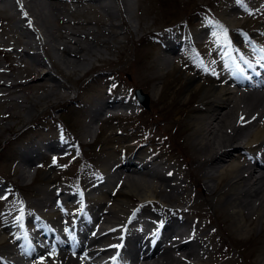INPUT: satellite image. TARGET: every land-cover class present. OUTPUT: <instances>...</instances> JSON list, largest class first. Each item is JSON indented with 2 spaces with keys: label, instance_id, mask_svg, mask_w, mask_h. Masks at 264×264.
<instances>
[{
  "label": "bare ground",
  "instance_id": "6f19581e",
  "mask_svg": "<svg viewBox=\"0 0 264 264\" xmlns=\"http://www.w3.org/2000/svg\"><path fill=\"white\" fill-rule=\"evenodd\" d=\"M113 3L115 6L110 2L107 3V0H0V21L8 25L5 26L0 22L3 24H0V35L2 34L0 54L6 56L10 62L6 69L0 66V97L9 95L8 101L17 100L20 103L17 105L26 111L20 120L22 117L24 120L29 119L41 101L56 95L48 92L52 91L54 86H62L51 72V68H44L53 66L58 68L60 63V66L69 67L74 72H86L87 68L89 66L91 68L94 63L91 58L98 56L99 53L94 42H110V39L102 38V40L97 37L89 41L88 38L93 33L91 29H87L85 34L73 31L74 33L69 35L67 25L73 22L60 15L63 9L66 6L71 7V4L81 10H89L91 14L97 11L103 12L109 19L107 28L116 26L114 19L121 15L122 10L124 14L127 13V17H124V20L121 19L120 23L132 26V19L129 17L132 15V1L113 0ZM88 4L91 6H87ZM235 8H227L223 16L224 20L233 26L242 14V11ZM137 27L135 26V30ZM190 35L192 38L198 37L197 32H192ZM262 35L261 42L254 45V49L243 59L246 66L244 68L248 71L251 69V65L247 66L249 59L264 53V30ZM10 37L14 40L11 41ZM3 42L8 43L7 46H3ZM177 43L179 42L172 36L164 41L162 52L156 57L153 78L166 74L168 68L174 67L176 59L170 55L176 51ZM50 51L54 53L50 55V60H47ZM15 58L21 60L27 58L29 65L21 62L22 68L12 66ZM143 67L140 70H144ZM130 68H133L132 65ZM189 71L184 76L186 80L184 82H190L189 88L185 98L180 102L182 109L178 111L177 119L172 124L177 129L187 131L186 134H182L185 136L186 155L183 154L185 162L183 163L179 158L177 160L184 170L191 171V166L196 164L199 177L195 178L196 185L193 189L189 190L181 182L180 177L176 176L181 167L177 162L174 166L168 164L169 167H165L162 159L157 160V157L151 159L152 156L149 153L145 154L141 160L129 158L123 161L120 158L113 159L105 156L101 170L99 169L97 174H101L106 179L110 188L109 196L113 194V198H110L111 201L106 199L102 204L92 201V198H90L92 202L82 196L81 199L83 211L89 212L93 216L92 220L99 224L98 227L91 225L94 228L92 232L100 229L102 224H106L107 230L95 238L88 237L87 250L83 252L84 247L78 248L83 252L81 255L73 250L69 251L68 243V245L59 244L61 246L58 248L50 249L53 243L49 244L47 241V244H42L41 249L30 254V258L45 254L50 259L55 257L56 264H96L93 256L122 253L129 248L123 243L120 247L97 245L99 240L103 239L121 240L127 215L132 216L131 206L141 202L145 207L152 208L150 220L153 224H157V227H160L167 235H179L180 238L173 240L165 249L157 248L150 252H141L138 249L140 247L136 245L129 249L134 258L131 263L120 259V256H114L110 260L112 264H204V262L216 264L215 256L219 255L223 248L228 252V248L232 246H227V237H231L239 247L246 244L253 245L254 242L258 244V247L262 244L261 248L255 246L249 254H255L254 264H264V166H257L253 162L255 156H264V93L245 91L243 87H239L241 82L238 79L232 80L234 84L231 85V78L227 74L217 77V80L212 83H205V78H211L208 73L206 77H195V74ZM239 71L244 75L247 74L243 68ZM23 74L29 78L36 76L37 81L41 80L36 87L45 88V93L39 96L37 94L16 96L15 93L22 91L30 81H23L20 78ZM47 81L52 82V85L46 86ZM12 94L14 96L11 97ZM57 95L62 97L65 94L57 93ZM195 96H197V104L193 107L192 102ZM108 99L109 97L106 100L99 98L89 104L88 120L83 127L87 133V135L84 134V138L94 135L96 128L92 124L98 122L104 110H114L124 106V101L121 99L119 101ZM3 116L0 115V119ZM158 120L160 121V119L152 121L155 129L166 134V130L160 127ZM10 127V125L5 126V129ZM32 146H24L18 151L20 163L17 165V171L22 180L26 177L24 175L30 172L26 170L27 164H31L38 157L36 151L41 148H54L52 142L35 146L38 149L30 150ZM235 152H237L236 155H234ZM245 153L250 160L244 159ZM171 169L174 171L168 174ZM160 172L164 173V176ZM57 188L37 187V196L28 203L25 211L26 222L30 218L33 222L36 214L35 217H39L41 221L68 226L67 231L79 233L76 236L79 239L81 233L86 230L87 223L81 218V209L76 213L65 214L66 216L49 210L58 202L57 196L56 199L54 198ZM195 188H200L202 194L206 196L200 202L197 199V204L192 202L197 197ZM71 191L73 192H70V196L75 197L76 189ZM87 192L95 191L89 188ZM74 200L80 201V199ZM157 201L159 204L153 206ZM205 203L210 205V208L219 216L222 234L211 228L214 217L205 216L204 210L199 207V204L204 206ZM25 226L30 227L29 223ZM31 231L35 236L34 229ZM8 233L9 224L5 223L0 227V264L5 263V259L15 264H35L26 263V259L17 256L15 245L10 242ZM185 233L188 235L181 239ZM28 236H31V233ZM253 236H255L254 239ZM220 260L222 259L219 258L216 261L217 264H222Z\"/></svg>",
  "mask_w": 264,
  "mask_h": 264
},
{
  "label": "rangeland",
  "instance_id": "374dc122",
  "mask_svg": "<svg viewBox=\"0 0 264 264\" xmlns=\"http://www.w3.org/2000/svg\"><path fill=\"white\" fill-rule=\"evenodd\" d=\"M131 1L132 15L129 17L132 19V26L120 23L121 19L124 20V17H127V13L124 14L122 10L120 11L121 15L114 19L116 26L107 28L106 24L109 22V19H107L108 16H105L103 12V14L98 11L97 13L91 14L89 10H81V8L73 7L71 4V7L66 6L65 8L63 7L64 9L62 8L63 13L60 15L68 21L73 22L67 25L69 35H72L74 32H83L85 34L87 29H91L93 33L89 36V41L97 37L98 39H110V42H94L96 48L99 49V53L98 56L91 58L94 60V63L91 68L90 66L87 68L88 70L86 72H74L69 67H65L63 65L60 66V63L58 64V68L54 66L44 68H51V72L55 78L62 83V86H54L52 91H48L49 93L56 95L47 98V100L41 101V104L36 106V109L34 112H32V115L29 117V119L24 120L22 117L20 120V117L25 115L26 111L21 109L20 105H17L20 104L17 100L13 102L8 101L9 95L0 97V115H4L3 118L0 119V150L3 149L0 151L1 187H5V184H8V182L13 184L15 182V184L21 189H17V191L20 194L26 196V200L32 201L33 198L37 196L35 192L36 188L38 186L46 187L47 185L45 183L49 180L54 182L51 178H54L59 184H65L74 178L78 173H81V171L82 174H84L85 171L88 170V164L90 162L101 163V161L104 159V156L113 159L118 157L119 148L124 146L120 141L124 140L125 142V139H128V135L123 137L122 133L121 135L118 134V131L121 129L122 131L128 133V128L131 124L124 125L121 120L116 122L114 119L101 121L100 118V122H95L92 124V126L96 129L98 125L97 132L93 135V137L88 139L90 141L95 138L94 142L88 143V145L81 147V150L76 148L75 154L78 155L75 156L76 159L71 157L60 159L56 163L57 167L59 166L60 168L58 170L54 167H49V164L51 163L49 160L45 159L43 165L37 169L36 175L33 177V173L35 172L33 162L31 163L33 164L31 166L32 169L27 173V175H24L26 177H24L22 180L18 178V171L16 169L20 162H14V159L12 160V158L10 160V156L6 157L5 152V150L9 149L10 147L13 148V145H15L18 141L19 142L16 150L20 146L26 145L22 138L24 137V133H26L28 130H26L22 135L20 134L21 131H23L30 124L42 122L41 120H46V123L52 122V128L57 125L64 129L66 131L65 134H67L69 138L81 137L83 139L84 134L87 135L83 127L88 120L87 109L89 104L96 99L103 98L106 100L109 97V95L106 94V85L104 84L105 81L108 82L106 78L109 76H114L113 79L117 80L119 86L116 88V90H118V92H122V89L123 91H127L128 89H133L132 91H134L136 88H139L148 96L149 110L143 112L141 116L138 115L135 117L136 122H141V125H149L151 128H154V123L152 121H157V119H160V121L158 120L160 127L165 129L166 132L170 133L172 142L174 143L173 146L175 147L174 150L177 152L176 154L183 160V162H185V159L179 155V152L186 155V149L184 148L185 136L182 134H186L187 131L181 130L180 128L177 129V127L172 123L177 119L178 111L182 109L180 102L183 100V98H185L190 82H184L186 81L184 78L185 75L183 74L184 71H181L180 68L178 69L176 66H174L172 69L168 68L166 74H162L161 76H157L155 78L152 77V73L156 68L155 61L159 51L157 45L149 42L148 36L145 34L151 32L152 30H159L161 27L166 26L167 24L184 21L187 17L190 19L189 21L191 25L197 23L195 25L196 27L203 24L212 25L211 29L214 32L210 36L209 43H219L222 41V38L216 35L218 22H214V18L216 19V16H223L222 11L224 9L222 8L229 7L232 0ZM109 2L115 6L113 0H107V3ZM191 4L196 7L208 5V10H212L214 13L208 12V14H210L206 15L208 20H205L204 16L201 15L202 13H200L201 16L199 18H195L194 16L190 17L188 15V8L192 6ZM222 4L223 6L221 7ZM87 6L91 5L88 4ZM198 8L199 7L196 9ZM194 9L195 8L193 7V10ZM244 20V17L239 18L235 25L246 24ZM0 22L4 24L3 21ZM226 23L229 22L226 21ZM4 25L8 26L6 23ZM160 25L162 26L160 27ZM57 26H59V23H57ZM135 26H138L136 30ZM131 28H133V30ZM81 37L85 38L82 35ZM114 37L116 38L113 39ZM0 39L2 40V34L0 35ZM10 39L11 41L14 40L12 37H10ZM7 44L3 42L2 45L7 46ZM53 53L54 52L52 51L48 52L47 60H50V55ZM25 59L26 60H18V58H15V60L12 62V66L16 65V67L19 66L22 68L23 65L20 64L21 62H25L29 65V60L27 58ZM9 63L10 62L7 57L0 54L1 68L6 69L7 64ZM131 65L133 67L132 69L130 68ZM142 66H144V70H140ZM63 67H65V69ZM16 70L20 71L18 68H16ZM20 78L26 82L29 80L30 81L27 82V86H24V88L22 87V91L15 93L16 96H32L33 94H37L39 96L45 93V88L36 87V85L41 82V80H36V76L34 78H29L27 75L23 74V76ZM165 83L166 85L164 86ZM47 85H52V82L47 81L46 86ZM56 92L60 95H65L61 97L57 95ZM12 96L14 95L12 94L11 97ZM77 104H79V106H77ZM196 104L197 96H195L192 106H195ZM156 110H159V112H156ZM58 123L63 125V127H61ZM9 125L11 127L5 129V126ZM46 134V141L55 140L57 137L56 129L51 131V133H49V131L46 133L44 132V136ZM162 135L164 136V134ZM13 149H10L9 151L13 152ZM236 154L237 152H235L234 155ZM3 157L4 159L2 160ZM195 166L196 164L191 166V172L192 175L197 178L199 177V174ZM31 178L32 181L33 179L34 181L30 185ZM47 178H49L48 181H46ZM188 180L189 179L186 178L185 182ZM48 184L51 185L50 182H48ZM189 188H192V184L189 185ZM198 189L196 190V204L200 202L202 198L206 197L202 194L200 188ZM2 193L3 192L0 193V197L2 196ZM28 194L30 195L28 196ZM21 197L23 196L21 195ZM96 198L98 200H105L107 197L104 198L103 196H98ZM9 199L10 197L8 200ZM10 200L13 201L14 199L11 198ZM196 200L198 202H196ZM19 202L22 203L20 200ZM9 203L11 202L9 201ZM204 206L199 204V207L204 210L205 216L208 215L212 218L214 217L211 228H213L215 232L222 234V228L218 220L219 216H217V213H215L213 209L210 208V205L205 203ZM254 238L255 236H253V239ZM226 244L227 246L232 245L235 247L229 248V252L224 258L223 256L225 254H221V252L225 251L223 248L219 255L215 256L217 260L219 258L228 259V262L231 264H254L253 259L255 254L252 252L253 254L250 255L249 252L253 251L255 246L258 247V244L254 242L253 245L246 244L243 245V247H239L234 243V240H232L231 237H227ZM261 246L262 244L258 248H261ZM221 262H223V260H221ZM38 264H56V262L43 258ZM204 264L211 263L204 262Z\"/></svg>",
  "mask_w": 264,
  "mask_h": 264
}]
</instances>
